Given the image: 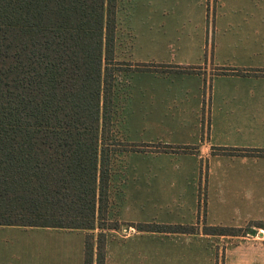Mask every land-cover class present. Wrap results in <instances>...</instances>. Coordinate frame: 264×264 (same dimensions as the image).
Wrapping results in <instances>:
<instances>
[{
	"label": "trees",
	"instance_id": "16d2710c",
	"mask_svg": "<svg viewBox=\"0 0 264 264\" xmlns=\"http://www.w3.org/2000/svg\"><path fill=\"white\" fill-rule=\"evenodd\" d=\"M116 3L0 0V226L86 230L97 226L96 264H104L102 231L118 226L105 222L113 155L142 151L138 144L106 142L114 73L125 70L114 59ZM156 66V71L164 67ZM144 67L152 69L150 64ZM169 70L198 68L178 65ZM244 153L262 156L264 150ZM253 225L264 229L262 222ZM208 229L215 234L232 231ZM93 253V235H87L84 264H93Z\"/></svg>",
	"mask_w": 264,
	"mask_h": 264
},
{
	"label": "rangeland",
	"instance_id": "374dc122",
	"mask_svg": "<svg viewBox=\"0 0 264 264\" xmlns=\"http://www.w3.org/2000/svg\"><path fill=\"white\" fill-rule=\"evenodd\" d=\"M235 2L237 0L121 1L118 12L123 28L121 33L128 34L131 40L129 54L124 58L133 63L164 65L155 72L133 71L129 75L128 96L123 106L125 140L134 144L169 145L177 152H132L124 157L121 165L114 153L111 171L121 166L115 176L122 178V183L118 196L113 192L108 198L107 212L111 210L113 214L115 208L116 220L171 226L189 225L190 221L225 227L235 223V217L216 214L207 205L211 199L209 190L202 189L200 199L197 191L196 198L191 192L189 196L182 195L185 176H194L197 182L200 176H212L219 170L218 162L226 160L227 155L219 153L218 148L263 140L259 134L244 140V134L219 132L217 120L229 122L231 118L220 116L219 111L211 107L213 82L216 81L219 87L229 84L213 79L217 70L236 69V63L247 65L248 71L264 69V49L261 48L264 28L259 36L244 38L239 34L231 38L232 28L218 20L221 15L234 11ZM243 44L251 49L243 50ZM119 63L126 71L133 68L129 67L132 64ZM178 65L198 66L203 72L169 70ZM114 74L108 144L121 142L114 125L121 121L120 93L122 84L127 83L122 72ZM208 143L216 152L205 153L204 146ZM185 145L195 146L199 151L188 153L175 149ZM112 148L117 150L118 146ZM109 189L112 192L114 187ZM182 199L190 203L198 199L201 204L195 203V211H188ZM109 219L111 216L106 217L105 222ZM85 236L82 230L67 232L41 227L0 226V264H66V260L69 264H83L81 242L84 246ZM50 242L57 248L47 252L52 246ZM61 244H64L63 248L59 247ZM192 247L188 246L189 260L194 259L191 255L195 257ZM196 253L203 256H197L195 262L188 264H207L208 253L203 250Z\"/></svg>",
	"mask_w": 264,
	"mask_h": 264
},
{
	"label": "crops",
	"instance_id": "0c3cea01",
	"mask_svg": "<svg viewBox=\"0 0 264 264\" xmlns=\"http://www.w3.org/2000/svg\"><path fill=\"white\" fill-rule=\"evenodd\" d=\"M118 1L114 59L118 62L132 64L129 67L133 68L128 69V71H120L127 83L122 84V93H120L121 121L120 124L114 125V130L120 137L118 140L121 143L134 144L126 141L124 137L123 106L128 96V77L133 71L155 72L156 70L153 69L154 64L152 63H133L124 58L129 54L131 40L128 34L126 36L121 33L123 28L121 27L118 12L122 0ZM234 7L233 12L223 14L218 18L220 22L223 21L232 28L233 36L231 38L238 37L239 34L244 38H252L253 35L259 36L261 28H264V0H237ZM241 48L243 50L251 49L245 44ZM261 48L264 49V45H261ZM149 64L152 65L151 70L144 67ZM236 66V69L217 70L218 72L213 75V79H221L229 83L226 87H219L216 81L213 82V94H211L210 98L212 110L219 111L220 116L231 118L229 122L226 119L225 121L221 119L219 122L217 120L216 125L219 128V132H225L226 130L227 133L244 134V140L247 136L259 134L263 139L260 142L263 143L245 141L238 147L218 148L219 153L227 155L226 160L218 162L219 170L215 174L212 173V176H200L197 182L194 176H185L182 188V195L189 196L188 194L191 192L190 194L194 198H196L197 191L198 199H200L199 194L202 189L209 190L211 199L207 202V205H210L211 210L216 214L225 213L235 217V223H230L231 225L226 227L232 231L229 234L210 233L209 229L208 231H205V229L225 226H206L199 223L196 224L195 221H190L189 225L181 224V226L186 227L192 226L194 229L191 232L140 231L135 227L138 223L116 220L117 215L114 208V213L112 214L111 210H109L106 217L111 216L112 219L107 221L117 222V228L104 229L102 231L105 234L104 264H188L189 261L195 262L194 259L197 256L198 258L203 256L196 253V251L201 252V250L208 253L206 255L208 257L207 264H264V229L253 225L256 222L264 223V155L254 156L244 153V150L247 149L264 150V69L261 72L248 71V67L245 64L236 63ZM191 67L196 66L192 65ZM197 68L198 71L187 73L199 74V72H203L198 66ZM138 145H141L139 147H141L142 151H117L115 159L117 157L116 160L121 165L124 157L132 152L156 154L177 152L176 150L173 151V147L171 148L169 145H155L153 143ZM232 145L237 144L233 143ZM182 147H179L178 151L188 153L199 151L198 148L191 145ZM232 149L240 151L231 152L230 150ZM204 151L209 154L216 152L213 146H209V143L204 146ZM120 165H118L117 170L111 171L109 188L114 187V189L112 192L109 189V197L112 196L113 192L118 196L121 191L122 178L115 176L120 170ZM202 183H204L203 186ZM198 199L193 203L185 201V199L182 200L187 205V210L193 212L195 211V203H197V206L201 204V200ZM114 203H116L115 200ZM231 222L234 221L232 220ZM41 228L59 229L67 232L82 230L86 235L85 237L93 235V264H96L95 244L97 234L100 232L97 226L91 230L55 227ZM51 244L52 246L46 250L47 252L52 251L53 247L57 248L54 242ZM63 246L64 244L59 245L60 248H63ZM84 246L81 242V248H84ZM188 246H193L191 248V251L195 253V257L191 255V259L194 258L193 260H189ZM66 249L69 250L68 247ZM65 255H68L67 251ZM67 261L66 264H69Z\"/></svg>",
	"mask_w": 264,
	"mask_h": 264
}]
</instances>
